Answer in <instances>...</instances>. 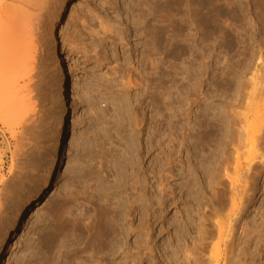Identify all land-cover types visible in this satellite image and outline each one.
Masks as SVG:
<instances>
[{
  "label": "rangeland",
  "instance_id": "obj_1",
  "mask_svg": "<svg viewBox=\"0 0 264 264\" xmlns=\"http://www.w3.org/2000/svg\"><path fill=\"white\" fill-rule=\"evenodd\" d=\"M42 3L45 8L33 12L42 23L32 28L33 58L20 81L21 98L0 104V239L33 181L54 157L55 144L61 142L57 128L63 104L69 133L66 140L61 137L63 165L19 226L5 264H160L161 253L171 255L179 246L176 262L171 255L166 264H194L195 258L200 264H264V0H179L178 13L174 0H73L58 33L68 78L65 99L50 31L58 0ZM16 7H22L19 0H0L1 14ZM159 31L165 36L161 47ZM195 67L203 73L196 93L191 85ZM234 75L246 92L257 84V95H246L245 101L236 97ZM181 104H188L187 119ZM209 104L217 113L211 119L206 114L215 121L210 125L216 134L207 142L199 134L202 123H209L203 116ZM139 181L145 184L142 194ZM145 193L154 197V208L151 244L142 246L143 251L130 253L122 247L108 252L112 246L106 243L99 252L97 244H86L82 232L103 218L107 208L119 218L112 229L131 228L119 245L139 244L145 205L138 202L140 211L134 214L129 208ZM157 212L160 220L153 218ZM221 236L225 244L217 250Z\"/></svg>",
  "mask_w": 264,
  "mask_h": 264
},
{
  "label": "bare ground",
  "instance_id": "obj_2",
  "mask_svg": "<svg viewBox=\"0 0 264 264\" xmlns=\"http://www.w3.org/2000/svg\"><path fill=\"white\" fill-rule=\"evenodd\" d=\"M168 1V0H167ZM42 2H44V0H19V3L21 4V6L22 7H16V9L15 8H13V9H11L12 10V12H10V14H7L6 12H5V14H1L0 13V104H7V103H14V102H18L19 100H20V98H21V96H20V94H19V92H21V91H19V89H20V81H21V79L26 75V74H28V71L30 70V67H31V61H32V58H33V35H32V33H33V26L35 25V26H39L41 23H42V21L40 20V18H39V14L37 15H35L33 12L34 11H42L43 9L42 8H45L44 6H43V3ZM73 2V0H58V6L56 7V9L54 10V12H53V14H52V19H51V27H50V31H51V34H52V37H53V40H54V44H53V52H54V54L56 55V60H57V63H58V67H59V81H60V83H62V81L64 82V85L63 84H61L60 85V94H61V96H62V98L63 99H65V95H66V98L69 96V94H68V78H67V76H66V73H65V70L63 69V67H62V61H64L65 60V58H64V55L62 54V50H61V48H60V43H59V38H58V33H59V31H60V23L62 22V20H63V18H64V15H65V13H66V10L69 8V6H70V4ZM18 8V9H17ZM21 8V9H20ZM174 8H175V10H176V12L178 13L179 12V8H180V5H179V0H174ZM14 9H15V11L16 12H14ZM7 10H10V9H7ZM10 10V11H11ZM17 10H19V11H17ZM4 11H6V10H4ZM8 12V11H7ZM9 13V12H8ZM175 14L174 15V17H178V14ZM41 14V13H40ZM41 18H42V16H40ZM41 21V22H40ZM35 22V23H34ZM184 32H185V30H184ZM183 34V33H182ZM186 35V34H185ZM164 35L162 34V32L161 31H159V33H158V35H157V41H158V43H159V45H160V47L162 46V44H163V42H164V37H163ZM35 48V47H34ZM160 54H162V53H160ZM59 58H60V60H59ZM197 59V58H196ZM34 62V61H33ZM160 62H162V57L160 58ZM194 62V61H193ZM192 62V63H193ZM195 62H197V60H195ZM193 63V64H196V63ZM161 65H162V63H160ZM192 64V67L193 66H195V65H193ZM160 66V65H159ZM158 66V67H159ZM196 67H198V66H196ZM195 67V68H196ZM210 67V66H209ZM125 68H126V66H125ZM194 68V69H195ZM202 68H205V67H202ZM194 69H191V70H194ZM196 70V71H195ZM194 71H195V73L193 74V80H191L192 81V83H191V85L193 86V91L194 90H197V89H195L194 88V86H195V84L196 83H198L199 85H201L202 86V84H203V80H202V77H203V73L200 75V72H199V70H198V68H196ZM206 70H208V68L206 69ZM193 71V72H194ZM33 72V71H32ZM30 74V73H29ZM33 74V73H32ZM191 74H192V72H191ZM226 75V74H225ZM32 76V75H31ZM235 76V75H234ZM233 76V77H234ZM240 76V75H239ZM235 77H237V76H235ZM32 78H34V76H32ZM28 79H30V78H28ZM185 79L186 78H183V94L185 93V92H187L188 90H187V88H186V85L184 84V81H185ZM192 79V78H191ZM255 77L252 79H250L251 80V83L253 82V81H255ZM234 80V82L236 83V91H237V95L238 96H236V97H238V98H241V100L242 99H244V97L246 98L247 96L246 95H248V98L249 99H252V98H254L256 95H257V88H256V86H257V84H255L254 82L251 84L253 87H252V90L251 91H249V92H246L245 91V89H244V84H243V82H241L240 81V79H239V77H237V80H236V78L235 79H233ZM253 80V81H252ZM29 81H33L32 79L31 80H29ZM28 81V82H29ZM217 81V80H216ZM215 81V82H216ZM257 82H258V80H257ZM256 82V83H257ZM27 83V82H26ZM23 84V83H22ZM24 84H25V82H24ZM211 86V85H210ZM218 86V85H217ZM250 86V85H249ZM64 87L66 88V90L64 89ZM213 87V86H212ZM259 87H260V83H259ZM33 88V87H32ZM189 88V87H188ZM199 88V87H198ZM229 88V87H228ZM262 88V87H261ZM182 89V88H181ZM192 89V88H191ZM230 89V88H229ZM22 90V89H21ZM64 90H65V95H64ZM192 90H191V92H193ZM218 91V90H217ZM216 91V92H217ZM221 90H219V92H220ZM23 92V91H22ZM190 92V91H189ZM195 93H196V91H194ZM215 92V93H216ZM263 92H264V90H263ZM188 93V92H187ZM187 93H185L186 94V96H185V94H184V99L186 100V98H187V96H188V94ZM213 93V92H212ZM24 94V93H23ZM193 94V93H192ZM202 94V93H201ZM190 96H191V93L189 94ZM194 95V94H193ZM192 95V96H193ZM211 95V94H210ZM212 95H214V94H212ZM216 95V94H215ZM25 96V95H24ZM27 96H28V94H27ZM27 96H25V97H27ZM195 96H197L196 94H195ZM210 97V96H209ZM197 98H198V96H197ZM197 98H196V100H197ZM26 99H28V98H26ZM183 99V98H182ZM194 99V98H193ZM249 99H248V101H249ZM196 100H192V102L193 103H196L197 101ZM240 100V101H241ZM243 101V100H242ZM244 101H245V99H244ZM183 102V101H182ZM186 102V101H185ZM188 102H189V100H188ZM190 102H191V100H190ZM247 103V102H246ZM250 103V102H249ZM248 103V104H249ZM199 104V103H198ZM245 104V103H244ZM247 104V106H249ZM258 104V103H257ZM263 104H264V100H263ZM64 105V107H63V110H62V113L64 114V116L60 119V121L58 122L59 124H58V128H57V133H58V135H59V137H60V140H61V142L58 140V142H56V144H55V154H54V157L52 158V161H51V163L47 166V168H46V171L43 173V175L39 178V179H35L34 181H33V186H32V189H31V191H29L25 196H24V198L22 199V201L19 203V205L17 206V208H16V210H15V212H13V214H12V216L10 217V219H9V221L7 222V224L5 225V228H4V230H3V236H2V238L0 239V264H5L6 263V261L10 258L9 256H10V252H11V245H12V242H13V240L15 239V237H16V235H17V233H18V229H19V226L21 225V223H22V221L28 216V214L33 210V209H35L36 207H37V205L40 203V201H41V198L43 197V195L45 194V192L48 190V188L51 186V184L54 182V179H55V175L57 174V172H58V170L62 167V165H63V162H64V158H65V155H64V153H63V150H64V145L62 144V139H61V137L63 136V134L65 135V140L67 139V136H68V133H69V131H68V126H67V122H68V115H67V104H63ZM187 105L188 104H181V112H182V115L185 117L186 116V113H187ZM193 106L195 105V104H192ZM191 105V106H192ZM179 106H180V104H179ZM207 106V105H206ZM264 106V105H263ZM205 107V106H204ZM212 106L209 104L206 108V113H205V110L204 111H202V112H204L205 113V115L206 114H208V116H209V118L212 116V117H214L213 115H215V118H216V111L215 110H212V109H214V108H211ZM262 107V106H261ZM179 108V109H180ZM187 108V109H186ZM264 108V107H263ZM199 110V109H198ZM180 112V111H179ZM200 112V111H199ZM198 113V112H197ZM196 114V113H195ZM205 115H203L204 116V118H207V115H206V117H205ZM240 115V114H239ZM181 116V115H180ZM182 116V117H183ZM196 116H198L199 117V114L198 115H196ZM241 116V115H240ZM195 117V116H194ZM245 117V116H244ZM263 118H264V116H262ZM186 118V117H185ZM185 118H184V121H185ZM196 118V121L198 120V118L197 117H195ZM187 119V118H186ZM208 119V118H207ZM206 119V120H207ZM211 119V118H210ZM210 119H208L207 121L209 122L208 123V125H207V123L205 122V124H206V126H204V123H202L203 124V127H201L202 129H204V131H202V133H200L199 135H201L202 134V140L201 141H203V140H205V141H207V139H208V141H209V138H211L212 137V135H214V134H216V132L213 134V128H211V127H213L212 125H210V124H213V123H215V121L213 122V123H211L210 121ZM213 120H214V118H212ZM216 120V119H215ZM248 120V119H247ZM263 120V119H262ZM181 122V121H180ZM221 122V121H220ZM263 122V121H262ZM184 123V122H183ZM230 123V122H229ZM187 124V123H186ZM196 124H198V121H197V123ZM199 124L201 125V123L199 122ZM224 124V123H223ZM264 124V123H263ZM189 126V125H188ZM187 126V127H188ZM196 126H198L199 127V125H196ZM218 126V125H217ZM223 126H225V125H223ZM226 126H227V124H226ZM230 126V125H229ZM258 126V125H257ZM216 127V126H215ZM214 127V128H215ZM222 127V126H221ZM228 127V126H227ZM233 127H235L234 126V124H233ZM247 127V126H246ZM245 127V128H246ZM200 128V127H199ZM220 128V127H219ZM229 128V127H228ZM232 128V127H231ZM230 128V129H231ZM245 128H243V129H245ZM248 128V127H247ZM257 129V127L255 128V127H252V129ZM183 129H185V125H183ZM202 129H200V130H202ZM222 129V128H221ZM241 129V128H240ZM195 130V129H194ZM262 130V129H261ZM215 131V130H214ZM217 131V130H216ZM219 131V130H218ZM217 131V132H218ZM223 131V130H222ZM242 131V130H241ZM244 131V130H243ZM253 130H251V132H252ZM224 132V131H223ZM250 132V133H251ZM260 132V131H259ZM262 132V131H261ZM198 133H199V131H198ZM245 133V132H244ZM249 133V132H248ZM247 133V134H248ZM250 133H249V136H250ZM253 133H254V131H253ZM256 133V132H255ZM224 135V134H223ZM242 134H240V136H241ZM219 136V135H218ZM221 136V135H220ZM249 136H248V138H249ZM258 136V135H257ZM214 137V136H213ZM216 137V136H215ZM222 137V136H221ZM197 138H201V137H197ZM227 138V137H226ZM258 138H259V136H258ZM258 138H256V139H258ZM212 139V138H211ZM229 139V138H228ZM198 140H200V139H198ZM213 140V139H212ZM249 140H251V143H252V141H253V139L251 138H249ZM248 140V141H249ZM203 142L204 143V146L205 147H207V145L208 144H206V142ZM207 141V142H208ZM220 141V140H219ZM225 141V140H224ZM227 141V140H226ZM260 141H261V139H260ZM66 142V141H65ZM230 142V141H229ZM228 142V143H229ZM242 142V141H241ZM258 142V141H257ZM183 143V142H182ZM221 143H222V141H221ZM227 143V144H228ZM234 143V142H233ZM239 143V142H238ZM253 143H254V141H253ZM252 143V144H253ZM260 143V142H259ZM229 144H231V143H229ZM241 144V143H240ZM257 144V143H256ZM185 145V144H184ZM236 145V144H235ZM244 145V144H243ZM255 145V144H254ZM254 145H253V147H254ZM239 146H241V145H239ZM252 146V145H251ZM261 146V145H260ZM244 147V146H243ZM204 148V147H203ZM235 148V147H234ZM245 149H246V147H244ZM243 148V149H244ZM247 148H248V146H247ZM250 148H252V147H250ZM221 149H222V146H221ZM228 149V148H227ZM231 149V148H230ZM244 149V150H245ZM258 149V148H257ZM204 150V149H203ZM229 150V149H228ZM235 150V149H234ZM240 150V149H239ZM253 150V149H252ZM224 151V150H223ZM223 151H222V153H223ZM232 151V150H231ZM237 151V150H236ZM213 152V151H212ZM211 152V153H212ZM229 152V151H228ZM233 152V151H232ZM260 152V151H259ZM214 153V152H213ZM221 153V152H220ZM224 153H226V152H224ZM234 153H235V151H234ZM139 154V153H138ZM236 154H238V151L236 152ZM249 154V153H248ZM244 155V154H243ZM260 155H262V154H260ZM235 156V155H234ZM237 156V155H236ZM217 156H215V158H216ZM249 156H247V158H248ZM130 158V157H129ZM214 158V159H215ZM221 158V157H220ZM227 158V157H226ZM238 158V157H237ZM263 158V157H262ZM214 159H212V160H214ZM222 159H223V157H222ZM257 159V158H256ZM259 159H260V157H259ZM128 160V159H127ZM126 160V161H127ZM212 160H210V161H212ZM216 160H217V158H216ZM224 161V160H223ZM130 162V161H129ZM166 163V162H165ZM179 163V162H178ZM204 163V162H203ZM214 163V162H213ZM213 163H210V165H212ZM221 163V162H220ZM237 163H239V162H237ZM126 164H128V163H126ZM205 164V163H204ZM224 164V163H223ZM123 165H125V164H123ZM166 165V164H165ZM214 165V164H213ZM220 165V164H219ZM225 165V164H224ZM249 165H250V163H249ZM120 166V165H119ZM209 166V165H208ZM217 166V165H216ZM227 166V165H226ZM235 166V165H234ZM236 166H237V164H236ZM240 166V165H239ZM126 167H127V165H126ZM220 167V166H219ZM117 168H118V166H117ZM116 168V169H117ZM161 168H163V167H161ZM253 168V167H252ZM122 169H123V167H122ZM190 169V168H189ZM230 169V168H229ZM237 169H240V168H237ZM125 170H126V168H125ZM124 170V171H125ZM165 170V169H164ZM220 170V169H219ZM120 171H122L121 169H120ZM251 171V170H250ZM164 172V171H163ZM180 172V171H179ZM191 172V171H190ZM223 172V171H222ZM229 172H230V170H229ZM117 173H118V171H117ZM116 173V175H118ZM120 173V172H119ZM161 173V172H160ZM166 173V172H165ZM192 173H193V171H192ZM226 173V172H225ZM225 173H224V175H225ZM228 173V172H227ZM238 173V172H237ZM132 174V173H131ZM164 174V173H163ZM121 175H123V171H122V174ZM125 175V174H124ZM134 175V174H133ZM137 175H139L140 176V173L139 174H136V176ZM153 175H154V172H153ZM178 175H180V174H178ZM220 175H221V173H220ZM119 176V175H118ZM130 176V175H129ZM223 176V175H222ZM225 176H227V174L225 175ZM231 176V175H230ZM120 177V176H119ZM126 177H127V175H126ZM131 177H133V176H131ZM128 178V177H127ZM137 178V177H136ZM135 178V179H136ZM167 178V177H166ZM165 178V179H166ZM223 178V177H222ZM228 178H229V176H228ZM118 179V178H117ZM123 179L125 180V177L123 176ZM130 179V178H129ZM160 179V178H159ZM162 179V178H161ZM233 179V178H232ZM120 180V179H119ZM131 180V179H130ZM137 180H138V178H137ZM142 180V179H141ZM228 180H230V178L228 179ZM122 181V180H121ZM132 181V180H131ZM143 181V180H142ZM151 181V180H150ZM220 181H221V179H220ZM125 182H126V180H125ZM135 182V181H134ZM140 182V181H139ZM159 182H160V180H159ZM162 182V181H161ZM164 182V181H163ZM123 183H124V181H123ZM138 183V182H137ZM136 183V184H137ZM141 183V182H140ZM144 183V182H143ZM222 183V182H221ZM230 183V182H229ZM235 183V182H234ZM125 184H128V183H125ZM133 184V183H132ZM149 184V183H148ZM166 184V183H165ZM222 184H224V181H223V183ZM128 185H130L131 186V184H128ZM143 185H145V184H143ZM142 183H141V185H140V192H141V194L144 192L143 190H144V188H142ZM227 185V184H226ZM229 185H231V184H229ZM125 187L126 185H121V187ZM152 186V185H151ZM235 186V185H234ZM102 187H104V186H102ZM120 187V188H121ZM145 187V186H144ZM157 187H159V186H157ZM161 187V186H160ZM164 187V186H163ZM168 187V186H167ZM232 187V186H231ZM117 188V187H116ZM119 188V187H118ZM118 188H117V190H118ZM126 188V187H125ZM224 188H225V186H224ZM247 188V187H246ZM107 190H108V187L106 188ZM121 189H123V188H121ZM159 189V188H158ZM165 189V188H164ZM233 189V188H232ZM99 190H100V188H99ZM126 190V189H125ZM137 190V189H136ZM152 190V189H151ZM100 191H102V189L100 190ZM105 191V189L103 190V192ZM127 191V190H126ZM134 191H135V189H134ZM161 191H163L164 192V190H161ZM244 191V190H243ZM242 191V192H243ZM246 191V190H245ZM159 192V191H158ZM166 192V191H165ZM169 192V191H168ZM167 192V193H168ZM233 192V191H232ZM105 193V192H104ZM103 193V194H104ZM241 193V192H240ZM134 194V193H133ZM152 194V193H151ZM175 194V193H174ZM237 194V193H236ZM127 195V194H126ZM140 195V194H139ZM167 195V194H166ZM165 195V196H166ZM156 196H157V194H156ZM163 196V195H162ZM164 196V197H165ZM242 196H243V194H242ZM135 197H136V195H135ZM170 197H171V194H170ZM169 197V198H170ZM234 197V196H233ZM232 197V198H233ZM137 198V197H136ZM154 197H152V196H149L148 194H143V195H140L138 198H137V200L136 201H133L132 203H131V205H130V208H129V214H134V213H136L137 211H140L139 210V208L137 207L138 205H137V203L138 202H142V204H144L145 206H144V208H145V222H143V224H141L142 226H141V235H140V237H141V239H139L140 240V242H139V244L137 243L136 244V246H134V245H131V244H129V243H126V244H121V245H119L120 244V238L122 237L123 238V236H126V235H130V232H131V228H129V230H128V232L126 231V232H123L124 230L122 229V231H117V229H112V225H114V227H115V225L116 224H119L118 223V221H119V218H117L116 217V215H117V212H113L112 210H110V209H108L107 208V211H106V214H105V210L106 209H103L104 210V214H105V216H103V218H101V219H99L98 221H96V223H92L93 225H91L90 223H89V227H90V229H89V227H88V225L86 226V227H88V229H87V232L85 231V232H82L83 233V235L84 236H86V241H87V245H89V244H92V246L95 248V246H96V244H97V247H96V249L98 248V251L99 250H101V249H103V248H105L104 247V245L103 244H105L106 245V243H107V245L108 246H112V249H109V251L108 252H110V250H112L113 252H116L117 253V251L120 249V248H122L123 247V249L125 250V251H129L130 253L133 251V249H134V252H135V249H139V248H141L142 246H144V245H149V244H151L150 243V236H151V233H152V228L153 227H151L152 225H153V223L149 220V218H150V216H151V214H150V209H151V206L152 205H154L153 204V202H154V199H153ZM115 200V199H114ZM133 200H135V199H133ZM233 200V204H231V205H233V209H235V208H237V204H236V200L233 198L232 199ZM231 200V201H232ZM243 200V199H242ZM106 201H107V199H106ZM105 201V202H106ZM160 201V205L162 206H164V204H165V200H163V198H161V200H159ZM165 201V202H164ZM150 203V204H149ZM157 203V202H156ZM130 204V203H129ZM135 204H136V206H135ZM149 204V205H148ZM152 204V205H151ZM158 204V203H157ZM142 206V205H141ZM241 206V205H240ZM116 208H118V207H116ZM154 207H152V209H153ZM156 208V207H155ZM169 208V207H168ZM113 209V208H112ZM151 209V210H152ZM231 209V208H230ZM238 209H240V208H238ZM113 210H116L115 208L113 209ZM118 210V209H117ZM143 210V209H142ZM1 211V210H0ZM157 211V210H156ZM162 212V209L160 210L159 209V211L158 212ZM234 211V210H233ZM235 211H237L236 209H235ZM239 211V210H238ZM157 212V215H153V218L154 219H161V217H160V215H159V213ZM241 212V211H240ZM239 212V213H240ZM163 213V212H162ZM231 213V212H230ZM233 213V212H232ZM103 214V213H102ZM114 214H115V216H114ZM229 214V213H228ZM234 214V213H233ZM238 213L236 212V216H238L237 215ZM101 216V215H100ZM118 216V215H117ZM141 216V215H140ZM142 216H144V215H142ZM229 216H230V218H231V215L229 214ZM191 217V216H190ZM239 217V216H238ZM128 218V217H127ZM140 219H142V218H140ZM189 219V218H188ZM238 219V218H237ZM126 220V219H125ZM162 221V220H161ZM160 221V222H161ZM173 221V220H172ZM235 221V220H234ZM180 222V221H179ZM178 222V223H179ZM183 222V221H182ZM185 222V221H184ZM192 222V221H191ZM238 222V221H237ZM156 223V222H155ZM172 223H174V221L172 222ZM186 223V222H185ZM157 224V223H156ZM218 224V223H217ZM91 225V226H90ZM131 225V224H130ZM191 225V224H190ZM224 224H222V226H223ZM117 226H119V225H117ZM121 226H123L122 224H121ZM129 226V225H128ZM173 226V225H172ZM182 226V225H181ZM85 227V226H84ZM221 227V226H220ZM162 228V227H161ZM174 228H175V226H174ZM177 228V227H176ZM183 228V227H182ZM233 228V227H232ZM179 229V228H178ZM187 229V228H186ZM221 229L223 230L224 228H222L221 227ZM182 230V229H181ZM161 231V230H160ZM184 231V230H183ZM175 232V231H174ZM181 232V231H180ZM221 232V231H220ZM126 233V234H125ZM159 233V232H158ZM161 233H162V231H161ZM177 233H179V230L177 231ZM176 233V234H177ZM232 233V232H231ZM86 234V235H85ZM228 234V233H227ZM230 234V233H229ZM82 235V234H81ZM82 235V236H83ZM180 235V234H179ZM221 235H222V232H221ZM58 236V235H57ZM83 236V237H84ZM162 236V235H161ZM181 236V235H180ZM55 237V236H54ZM182 237V236H181ZM222 237V236H221ZM58 238H59V236H58ZM172 238V237H171ZM179 238V237H178ZM230 238H232V237H230ZM229 238V239H230ZM177 239V238H176ZM181 239V238H180ZM179 239V240H180ZM217 239V238H216ZM222 239H223V237H222ZM123 240V239H122ZM178 240V239H177ZM127 241V240H126ZM152 241H153V239H152ZM232 241V240H231ZM124 242V241H123ZM177 242V241H176ZM179 242V241H178ZM219 242H221L220 244H216L217 246H216V249L217 250H219V248L222 246V245H224L225 244V238L222 240V241H219ZM260 242V241H259ZM262 242V241H261ZM122 243V242H121ZM181 243V242H180ZM85 244V245H86ZM182 244V243H181ZM263 244V243H262ZM95 245V246H94ZM179 245V244H178ZM227 245H229V244H227ZM264 245V244H263ZM107 246V247H108ZM153 247V246H152ZM156 247V246H155ZM172 247V246H171ZM178 247V246H177ZM261 247V246H260ZM111 248V247H110ZM143 248V247H142ZM142 248H141V250H140V252L141 251H143L142 250ZM165 248V247H164ZM180 248V246L178 247V250H176L175 248V250L173 251V254H171V255H167V256H169V258H170V256L172 257V258H174V260H175V257L176 256H178L179 254H178V252H180L179 249ZM222 248V247H221ZM220 248V249H221ZM226 248H228V247H226ZM89 249V248H88ZM91 249V248H90ZM263 249V248H262ZM92 250V249H91ZM95 250V249H94ZM93 250V251H94ZM158 250V249H157ZM229 250V249H228ZM97 251V250H96ZM111 251V252H112ZM152 253H153V250H152V248H151V250H150ZM176 251V252H175ZM261 251V250H260ZM84 252V251H83ZM99 252H102V251H99ZM128 252V253H129ZM164 252V251H163ZM167 252V251H166ZM165 252V253H166ZM172 252V251H171ZM170 252V253H171ZM215 252V251H214ZM220 252V251H219ZM259 252V251H258ZM85 253H86V251H85ZM115 253V254H116ZM128 253H126V254H128ZM162 254L161 253V256L160 257H158L159 259H160V264H166L165 262L169 259H167V256H166V254ZM168 253H169V251H168ZM167 253V254H168ZM113 254V253H112ZM115 254H113L114 256H115ZM188 254V253H187ZM186 254V255H187ZM215 254V253H214ZM98 255H99V253H98ZM176 255V256H175ZM216 256L218 255L217 254V251H216V254H215ZM113 256V257H114ZM158 256V255H157ZM185 256V255H184ZM129 257V256H128ZM134 257V256H133ZM137 257V256H136ZM150 257V256H149ZM179 257V256H178ZM188 257H189V255H188ZM187 257V259H188V262L189 261H191L190 260V258H188ZM77 259V258H76ZM127 259V258H126ZM138 259H140V258H138ZM229 259H230V257H229ZM232 259V258H231ZM170 260V259H169ZM177 260H179V259H177ZM228 260V259H227ZM136 261V260H135ZM159 261V260H158ZM172 262H173V260H171ZM186 261V260H185ZM209 261V260H208ZM175 262H176V260H175ZM178 263H181V262H179V261H177ZM183 262V261H182ZM193 262H194V264H200L199 263V260L198 259H193ZM210 262V261H209ZM209 262H208V264H209ZM212 262V261H211ZM210 262V264H212ZM80 263H82V262H80ZM79 263V264H80ZM159 263V262H158ZM170 263V262H169ZM177 263V264H178ZM190 263V262H189ZM215 263H217V262H215ZM230 263V262H229ZM83 264V263H82ZM84 264H88V262H84ZM130 264V263H129ZM172 264H175L174 262L172 263ZM214 264V263H213ZM227 264V263H226Z\"/></svg>",
  "mask_w": 264,
  "mask_h": 264
}]
</instances>
